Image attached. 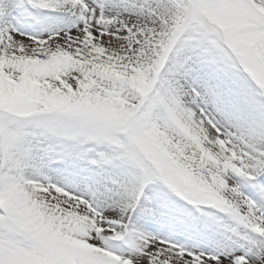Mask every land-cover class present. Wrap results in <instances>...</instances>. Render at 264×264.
Instances as JSON below:
<instances>
[{"label":"snow or ice","instance_id":"6c2138e0","mask_svg":"<svg viewBox=\"0 0 264 264\" xmlns=\"http://www.w3.org/2000/svg\"><path fill=\"white\" fill-rule=\"evenodd\" d=\"M0 264H264V0H0Z\"/></svg>","mask_w":264,"mask_h":264}]
</instances>
